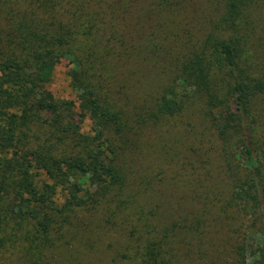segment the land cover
<instances>
[{
  "label": "trees",
  "instance_id": "1",
  "mask_svg": "<svg viewBox=\"0 0 264 264\" xmlns=\"http://www.w3.org/2000/svg\"><path fill=\"white\" fill-rule=\"evenodd\" d=\"M61 61L72 99L48 88ZM193 106L241 230L233 264H264V0H0V264H81L111 232L86 230L101 205L145 189L129 158L145 131ZM137 193L109 213L118 237ZM164 231L129 232L108 264H194Z\"/></svg>",
  "mask_w": 264,
  "mask_h": 264
},
{
  "label": "rangeland",
  "instance_id": "2",
  "mask_svg": "<svg viewBox=\"0 0 264 264\" xmlns=\"http://www.w3.org/2000/svg\"><path fill=\"white\" fill-rule=\"evenodd\" d=\"M68 68V63L61 61L48 84L55 98L72 99L74 96L67 76ZM149 79L155 85L159 83L151 74ZM182 115L179 123L174 122L176 128L173 132L168 131L169 126L145 131L140 147L135 154H129L137 164L143 180L141 186L145 189L128 187L119 199L124 205V201H130L126 194L138 191L134 195L135 201L127 204L133 207L129 213L136 221L128 218L123 225H126L125 232L118 237L119 227L109 213L118 207L119 199L114 201L112 197L111 206L102 204L104 209H98L86 230L111 232L93 234L82 240L77 253L81 264H108L116 252L123 251L125 240L131 238L128 233L135 229L151 230V233L158 230L160 234L164 230H179L182 234L184 231L187 235L179 241L188 249V258L194 264H233L241 230H236L239 223L228 208L229 190L218 169L217 143L202 119L201 109L193 106ZM89 128L86 118L82 130L88 132ZM205 133L207 135L203 136ZM56 200L63 202L60 189ZM86 215L83 212L81 216L85 218ZM8 255L3 254L2 259ZM12 261L7 258L5 264Z\"/></svg>",
  "mask_w": 264,
  "mask_h": 264
}]
</instances>
